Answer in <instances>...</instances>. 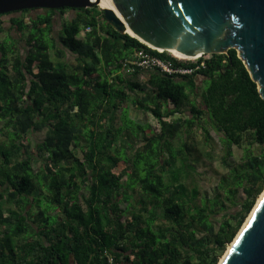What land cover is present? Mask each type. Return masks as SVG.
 Instances as JSON below:
<instances>
[{"label":"trees","instance_id":"16d2710c","mask_svg":"<svg viewBox=\"0 0 264 264\" xmlns=\"http://www.w3.org/2000/svg\"><path fill=\"white\" fill-rule=\"evenodd\" d=\"M38 9L0 14V264H218L264 189V100L236 50L167 75L128 63L158 50L98 6L59 9L60 30Z\"/></svg>","mask_w":264,"mask_h":264},{"label":"water","instance_id":"95a60500","mask_svg":"<svg viewBox=\"0 0 264 264\" xmlns=\"http://www.w3.org/2000/svg\"><path fill=\"white\" fill-rule=\"evenodd\" d=\"M102 9L118 33L127 27L156 49L187 56L235 49L264 100V0H110ZM100 0H0V14L89 8ZM264 190V189H263ZM253 209V208H252ZM219 264H264V192Z\"/></svg>","mask_w":264,"mask_h":264},{"label":"rangeland","instance_id":"374dc122","mask_svg":"<svg viewBox=\"0 0 264 264\" xmlns=\"http://www.w3.org/2000/svg\"><path fill=\"white\" fill-rule=\"evenodd\" d=\"M97 6L99 7V5H97ZM68 15H73V12L68 11L65 14L61 15L59 20L58 21L56 20V22H55L56 28H58L61 25L62 18L65 19V18H67ZM4 18H7V16H5ZM11 33L14 35L13 31ZM5 35L6 34L0 33V39L2 37L5 38ZM67 59L70 62H74L70 56H68ZM139 79H140V77H139ZM199 81H201V79H199ZM208 82H209V80H204L202 87H207ZM128 110H129L130 117L132 119L136 120L137 122H140V123L148 122L152 125L156 124L154 118L149 113L137 111L131 105H129ZM210 135L212 137V147H213V151L211 152V157L210 158L201 157V160H200L201 162L196 164V172L194 173L196 183L200 189V192L202 194L204 193L207 195L211 194L212 187L216 184L218 176L220 175V173L225 171V167H223L219 161L221 152H220V149L217 145V137L213 131H210ZM42 137H43L42 131L32 133L30 135L31 144L34 145L35 142L40 141L42 139ZM194 137H195L196 141L201 142L202 141V132L200 130H195ZM235 155H236V158L239 156V152L237 150L235 151ZM221 257H223V256L221 255ZM221 257H220V259H221Z\"/></svg>","mask_w":264,"mask_h":264},{"label":"built area","instance_id":"2783aa9c","mask_svg":"<svg viewBox=\"0 0 264 264\" xmlns=\"http://www.w3.org/2000/svg\"><path fill=\"white\" fill-rule=\"evenodd\" d=\"M157 52L159 54L163 53V51ZM166 53L167 56L163 57L159 54H153L148 50L141 49L134 52L132 60L128 63L141 69H156L167 75H191L203 68L205 66V60L210 57V55H201L193 60L185 61L174 57L168 52ZM105 264H114L112 255L106 254Z\"/></svg>","mask_w":264,"mask_h":264},{"label":"bare ground","instance_id":"6f19581e","mask_svg":"<svg viewBox=\"0 0 264 264\" xmlns=\"http://www.w3.org/2000/svg\"><path fill=\"white\" fill-rule=\"evenodd\" d=\"M99 7H100L101 9H112V10L116 13V11H115L114 7L112 6L110 0H100ZM116 14H117V13H116ZM126 34L130 35L131 37H134V38L138 39L139 41H141L142 43L148 45V47H150V48H152V49L158 50L159 52L164 51L163 49H156V48L152 47L151 45H149V44L145 43L144 41H142V40L139 39V37H137V36L131 31V29L128 28V27H127V30H126ZM167 52L170 53L171 55H173L174 57H176V58H178V59H181V60H185V61H186V60H193V59H195V58H197V57H200V56H187V55H183V54H177V53H175V52H173V51H171V50H168ZM263 192H264V190H263ZM263 192L258 196V198H257V200H256V203H255L253 209L251 210L250 214H251L252 211L254 210V208H255L256 204L258 203L259 199L261 198ZM250 214L248 215V217L250 216ZM248 217L246 218L245 222L247 221ZM245 222L243 223V225L245 224ZM243 225H242V227H243ZM242 227H241V228H242ZM240 230H241V229H240ZM240 230H239V231H240ZM238 233H239V232H238ZM237 235H238V234H237ZM235 238H236V237H235ZM233 241H234V240H233ZM231 244H232V242L228 245V247H227V249H226L224 255L226 254V252H227V250L229 249V247L231 246ZM224 255H222V256L224 257ZM223 257H221L220 261L222 260ZM220 261H219V263H220ZM219 263H218V264H219Z\"/></svg>","mask_w":264,"mask_h":264},{"label":"flooded vegetation","instance_id":"af4514ba","mask_svg":"<svg viewBox=\"0 0 264 264\" xmlns=\"http://www.w3.org/2000/svg\"><path fill=\"white\" fill-rule=\"evenodd\" d=\"M28 10H30L29 12H28V15L29 16H33V15H39L40 13H42V11H43V9H38V8H34V9H28ZM55 14H56V16H55V21L57 20H59V18H60V16H61V14L59 13V9H57V10H55ZM70 18V15H68L67 16V18H65V19H69ZM56 28V27H55ZM56 29H61V25L58 27V28H56ZM3 34H5V33H3ZM2 38H4V37H2ZM1 38V39H2ZM21 44L24 46L25 45V41H21Z\"/></svg>","mask_w":264,"mask_h":264}]
</instances>
